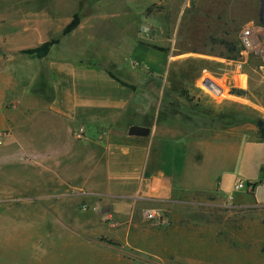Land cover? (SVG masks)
Returning a JSON list of instances; mask_svg holds the SVG:
<instances>
[{
    "label": "crops",
    "instance_id": "crops-1",
    "mask_svg": "<svg viewBox=\"0 0 264 264\" xmlns=\"http://www.w3.org/2000/svg\"><path fill=\"white\" fill-rule=\"evenodd\" d=\"M54 45L29 63L0 53V201L27 203L14 214L44 235L42 247L29 246L33 259L96 264L100 253L108 264H213L216 255L226 264L258 247L257 232L236 226L251 197L234 195L228 209L230 183L220 179L240 159L241 131L231 141L206 129L204 114L176 113L180 100L162 104L163 85L154 97L150 79L135 83L116 58L110 71ZM148 208L169 224L146 221ZM244 214L241 225L257 229L253 211Z\"/></svg>",
    "mask_w": 264,
    "mask_h": 264
},
{
    "label": "rangeland",
    "instance_id": "rangeland-1",
    "mask_svg": "<svg viewBox=\"0 0 264 264\" xmlns=\"http://www.w3.org/2000/svg\"><path fill=\"white\" fill-rule=\"evenodd\" d=\"M234 1L228 0V8L224 0H0V53H18L19 64L29 63L35 57L24 50L58 38L53 49L68 57L95 61L110 71V59L116 58L135 83L150 79L154 97L163 85L162 104L180 100L183 106L175 112L186 108L204 114L198 120L211 132H227L234 141L233 131L243 130L252 147L238 162L230 159L220 179L230 183L228 209L234 195L251 197L253 202L237 208L238 216L253 211L258 228L241 225L240 219L236 226L257 232L259 243L226 264H264V98L255 80H244L250 72L264 79V0H237L236 6ZM74 14L78 24L64 34ZM133 59L140 63L137 68L129 66ZM206 77L222 88L219 95L204 86ZM238 180L243 186L236 189ZM26 209L27 203L0 201V264H42V252L33 259L29 246L42 247L44 235L28 233V218L14 214ZM102 256L96 264H108ZM210 260L219 264L216 255Z\"/></svg>",
    "mask_w": 264,
    "mask_h": 264
},
{
    "label": "built area",
    "instance_id": "built-area-1",
    "mask_svg": "<svg viewBox=\"0 0 264 264\" xmlns=\"http://www.w3.org/2000/svg\"><path fill=\"white\" fill-rule=\"evenodd\" d=\"M139 61L136 59H133L129 62V66L131 68H137L139 66ZM74 135L77 139H83L85 136V127L83 125L79 126L76 131L74 132ZM6 136V133L0 132V144L3 143L4 138ZM243 186V182L238 180L236 189ZM85 208L86 205H83ZM143 216L145 217V220L154 224V225H167L169 224V219L166 217L164 212L159 208H148L143 211Z\"/></svg>",
    "mask_w": 264,
    "mask_h": 264
},
{
    "label": "trees",
    "instance_id": "trees-1",
    "mask_svg": "<svg viewBox=\"0 0 264 264\" xmlns=\"http://www.w3.org/2000/svg\"><path fill=\"white\" fill-rule=\"evenodd\" d=\"M77 24H78V15L74 14L72 20L64 28L63 33L66 34L70 30H72ZM58 41H59L58 38L52 39V40H48V41H44L40 45H38V46H36L34 48L26 49L23 52L27 53V54H31L34 57H42V56H45L48 53L50 47L53 44H56ZM247 119L248 118H246V119L244 118V119H240V120H237V121H234V122H227V123H224V126H226V127L227 126H233V125H236V124H238V123H240L242 121H245Z\"/></svg>",
    "mask_w": 264,
    "mask_h": 264
},
{
    "label": "bare ground",
    "instance_id": "bare-ground-1",
    "mask_svg": "<svg viewBox=\"0 0 264 264\" xmlns=\"http://www.w3.org/2000/svg\"><path fill=\"white\" fill-rule=\"evenodd\" d=\"M224 2H225V7H230L229 6V4H228V0H224ZM239 2V1H238ZM209 4L211 3L212 4V1L211 2H208ZM236 5H237V0H236ZM215 4V3H214ZM223 4V3H222ZM235 5V6H236ZM246 6V5H245ZM208 7V6H207ZM216 8V7H215ZM231 8V7H230ZM238 8V7H237ZM214 9V8H213ZM236 9V8H235ZM234 9V10H235ZM210 11H212V10H210ZM214 11V10H213ZM228 12L230 11V12H232L231 10H227ZM237 12V11H236ZM235 12V13H236ZM211 13V12H210ZM214 13H215V11H214ZM231 14V13H230ZM233 14V13H232ZM247 14H248V12H247ZM244 15V14H243ZM249 15V14H248ZM228 16V15H227ZM247 33H248V31H246ZM245 32V33H246ZM248 61V60H247ZM259 62V60L258 59H255L254 60V62H253V64L255 65V64H257ZM241 66V65H240ZM259 67V66H258ZM257 76V75H256ZM244 80H245V82L246 81H248V80H255L256 82H257V88L260 90V91H262V96H261V98H260V95H259V98L262 100V98H264V81L263 82H261V81H257V79H256V77L254 76V74L252 73V72H250L249 73V75L247 74V76L246 77H244ZM259 91V92H260ZM258 92V91H257ZM254 93V92H253ZM255 94V93H254ZM253 94V95H254ZM250 96V95H249ZM248 96V97H249ZM246 97V96H245ZM256 98H258V97H256ZM255 102V101H254ZM262 103H264V102H262ZM264 106V105H263ZM255 111V110H254ZM256 113V112H255ZM258 115H260V114H258ZM247 126V125H246ZM245 126V127H246ZM243 129H244V127H243ZM249 136H251V135H249ZM256 136H254V138H255ZM240 142H241V144H240V147H239V155H241V156H243L244 155V151L245 150H247L246 148L247 147H252V139L251 140H249V138H248V136L246 135V133H244V131L243 130H241V139H240ZM255 142H256V138H255ZM254 142V143H255ZM257 143V142H256ZM258 143H259V141H258ZM262 143V142H261ZM260 144V143H259ZM259 144H257L256 146H259ZM261 145V144H260ZM255 146V145H254ZM262 148V147H261ZM260 148V149H261ZM252 150V149H251ZM255 150V149H254ZM260 152V151H259ZM256 156V155H255ZM240 158V157H239ZM241 181V180H240ZM242 182V181H241Z\"/></svg>",
    "mask_w": 264,
    "mask_h": 264
},
{
    "label": "water",
    "instance_id": "water-1",
    "mask_svg": "<svg viewBox=\"0 0 264 264\" xmlns=\"http://www.w3.org/2000/svg\"><path fill=\"white\" fill-rule=\"evenodd\" d=\"M203 84L209 89L211 90L213 93H215L216 95H219L222 92V88L216 83L214 82L211 78L206 77L203 80ZM141 129L138 126H132L131 130H138ZM147 130V128H146Z\"/></svg>",
    "mask_w": 264,
    "mask_h": 264
},
{
    "label": "flooded vegetation",
    "instance_id": "flooded-vegetation-1",
    "mask_svg": "<svg viewBox=\"0 0 264 264\" xmlns=\"http://www.w3.org/2000/svg\"><path fill=\"white\" fill-rule=\"evenodd\" d=\"M224 127H226V126H224Z\"/></svg>",
    "mask_w": 264,
    "mask_h": 264
}]
</instances>
